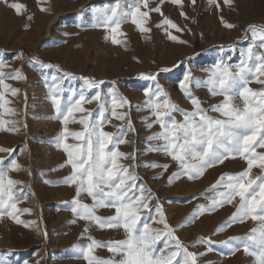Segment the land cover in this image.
Here are the masks:
<instances>
[{
    "label": "rangeland",
    "instance_id": "1",
    "mask_svg": "<svg viewBox=\"0 0 264 264\" xmlns=\"http://www.w3.org/2000/svg\"><path fill=\"white\" fill-rule=\"evenodd\" d=\"M112 2L113 0H45L43 4L40 0L0 2V61L7 65L3 72L7 76L18 70L26 77L5 80L12 88L19 89V92L15 96L7 95L10 101L8 107L15 110V115L3 114V109L0 108V119L15 121L14 125L10 123L8 127L14 126L19 130L0 131V148L13 150L11 156L8 152L0 151V159L7 165L14 158L21 165L19 171H9L8 175L20 181L17 187L23 189L20 192L22 199L17 207L31 210L19 214L22 221L29 223L27 227L17 224L8 216L0 219V264H87L83 253L74 248V245L86 246L90 243L89 236L102 244L125 238L122 229H100L79 220L71 223L75 219L70 210L75 189L62 182L71 174V168L66 165V153L56 144V137L63 130V124L56 118L55 105L48 89L51 76H62L63 72L72 73L75 78H64L62 104L73 90L79 92L87 88L80 77H94L97 81H103L99 89H87L86 95L90 97L100 91L109 100L107 107H110V97L106 94L113 88L130 102V106L117 109V112L128 113L126 119L121 121L111 118V123L106 124L104 130L117 133L119 126L131 123L134 130L127 132V143L120 144L119 150L134 154L135 160H123L122 163L138 165L134 170L141 177L140 182L151 190L152 203L159 202L163 205L167 222L176 229V235L185 245H195L189 247L190 251L205 253L199 256L198 264H256V258L246 254L242 247L233 253L222 243L232 237L246 236L256 226L255 222L247 220L233 223L217 234L219 226L235 212L234 205L205 212L193 222L181 226L198 205H210V198L215 193L208 189L222 174L239 173L247 164L241 157L229 158L222 164L207 169L201 178L188 180L184 177L169 184L168 177L177 171V165L163 152L149 151L150 146H158L162 141L148 139L160 131V128L158 124L152 128L147 127V123L151 121H146L145 118L151 114L144 108L147 99L145 91L154 87V82L144 79L142 74H155L157 82L170 94L171 100L180 109L191 111V102L179 87L184 76L190 70L193 77L206 80V70L221 58L230 56L229 63H238L239 53L249 43L245 39L246 29L250 24L264 25V10L258 16L257 3L251 0L253 14L245 21L241 15L228 18L226 12L229 6L223 0H220L219 8L211 5L209 0H206V5L204 0H196L195 5L190 0H184V6H187L184 11L182 9L187 14L185 19L181 11L176 13L175 8L165 0L162 5L164 16L184 29L183 32H173L180 39L188 41L187 44L171 41L163 29L156 26L163 19L158 14L159 22L152 25L153 29L148 34L139 32L130 22L122 25V31L126 33V44L115 45L106 39L107 32L104 29L92 27L93 9L108 6ZM150 2L152 7L160 4V0ZM202 2L204 8H199ZM11 3H22L27 6V11L18 15L8 6ZM41 7H47L49 11H41ZM29 15L32 16L31 19L28 18ZM225 22L235 27L227 28ZM172 46L181 53L173 60H167L164 53L169 52ZM33 58L58 65L61 71L58 72L56 67H40L34 64ZM163 69L170 71H162ZM250 87L258 89L260 85L253 82ZM193 93L201 100L205 109H210L223 99L221 96L213 97L202 86L194 87ZM237 103L240 101L237 100ZM84 107L92 111L94 116L99 111L96 101L85 104ZM209 114L218 115L214 112ZM174 115L177 120L183 119L179 112ZM68 127L71 131H80L82 128L79 123H70ZM68 142L76 143L71 138ZM153 163L168 164L170 167L167 172L161 167H145L146 164ZM258 174L260 169H253V175ZM85 202L91 203V200L85 198ZM98 214L110 216L113 210L100 209ZM151 216L158 220L155 211ZM86 226L89 231L84 234ZM153 227L162 226L156 223ZM201 238L214 241L210 251L207 243H198ZM94 255L101 258L112 256L106 247L94 249Z\"/></svg>",
    "mask_w": 264,
    "mask_h": 264
},
{
    "label": "snow or ice",
    "instance_id": "2",
    "mask_svg": "<svg viewBox=\"0 0 264 264\" xmlns=\"http://www.w3.org/2000/svg\"><path fill=\"white\" fill-rule=\"evenodd\" d=\"M0 2L7 3V0ZM40 2L43 4L45 0ZM170 2L181 10L184 7V0ZM163 3L165 0H160L159 5L152 7L150 0H113L108 6L93 9L92 27L104 29L106 39L115 45H122L126 44L122 25L130 22L139 32L148 34L152 31L148 26L151 13L155 12L163 17L156 26L163 29L171 41L187 44L188 41L174 34L173 30L183 32L184 29L164 16ZM190 3L195 5L196 0H190ZM209 3L220 7V0H209ZM223 3L231 7L233 0H223ZM8 6L18 15L27 11V6L22 3ZM40 10L49 11L47 7ZM181 15L187 19L185 12L181 11ZM225 27L233 28L235 25L225 22ZM246 33L245 39L249 43L239 53L238 63H229L230 56L221 58L206 70V80L193 77L190 70L184 76L179 87L191 102V111L180 109L152 73L142 74L144 79L154 82V87L145 91L147 99L144 108L151 114L145 118L151 121L147 127L158 124L160 128L148 139L162 141L158 146H150L149 151L163 152L177 165V171L168 177L169 184L184 177L188 180L201 178L207 169L229 158L241 157L246 161L247 167L243 171L222 174L208 189L215 193L210 198V205H198L181 226L193 222L205 212L234 205L235 212L219 226L217 234L233 223L255 222L256 226L246 236L232 237L222 243L233 253L242 247L246 254L256 258V264H264V151H257L264 149V25L250 24ZM229 48L231 50V46ZM33 62L43 68L56 67L58 72L61 71L58 65L45 63L39 58H33ZM5 67L7 65L0 61V108L3 114L15 115V110L8 107L10 101L7 95L15 96L19 89L12 88L5 80L26 77L18 70L6 76L3 72ZM66 77L75 78L69 72H63L62 76H51L48 89L55 105L56 118L63 124L56 144L66 153V165L71 168V174L62 182L75 189L70 202L75 219L71 223L84 221L86 225H95L100 229H122L125 234L123 240L107 244L89 236L90 243L86 246L73 247L83 253L87 264H198L199 256L205 253L190 251L189 247L195 245H185L176 235V229L167 222L163 205L159 202L153 204L151 190L140 182L141 177L134 170L138 165L122 163L123 160H135L134 154L119 150L120 144L127 143V132L134 130L131 123L119 126L117 133L104 130L105 125L111 123V118L126 119L128 113L117 112V109L130 106V102L113 88L106 94L110 97V107H107L109 100L100 91L90 97L86 95L87 89H99L103 81H97L94 77H80L87 88L79 92L73 90L62 104V93L65 91L62 85ZM253 82L260 87H250ZM201 86L206 87L213 97L221 96L223 99L210 109L203 108L201 100L193 93L194 87ZM93 101L99 105L95 116L84 107ZM177 112L183 116L182 120L175 118L174 113ZM210 112L218 115H210ZM10 123L14 125L16 122L0 119V131L19 130L14 126L8 127ZM70 123H79L81 130L71 131L68 127ZM69 138L76 143H69ZM0 151L8 152L11 156L13 150L0 148ZM145 167H161L167 172L170 165L153 163ZM20 169L21 165L14 158L7 165L0 159V219L8 216L17 224L27 227L29 223L22 221L19 214L31 210L17 207L22 199L20 192L23 189L17 187L21 182L8 175L9 171ZM253 169H260V174L253 175ZM85 198L90 199L91 203L85 202ZM156 199L158 201L159 198ZM100 209H112L113 214L101 216L98 214ZM153 211L158 214V220L152 218ZM156 223L162 227H153ZM88 231L86 226L84 234ZM198 243H207L210 251L214 241L201 238ZM100 247H106L112 256L101 258L94 255V249Z\"/></svg>",
    "mask_w": 264,
    "mask_h": 264
},
{
    "label": "bare ground",
    "instance_id": "3",
    "mask_svg": "<svg viewBox=\"0 0 264 264\" xmlns=\"http://www.w3.org/2000/svg\"><path fill=\"white\" fill-rule=\"evenodd\" d=\"M205 1V5H206V0ZM256 1L257 3V15L261 16L263 14V10H264V0H253ZM58 2V1H57ZM185 2H188V0H185ZM208 3V2H207ZM55 4V3H54ZM167 4L170 5L171 7L175 8L176 13H179L180 11H182L180 9L179 6L177 5H173L170 1L167 0ZM187 4V3H186ZM203 4V5H202ZM209 4V3H208ZM207 4V5H208ZM250 4H251V0H233V4L231 7L228 8L226 15L228 18H232L233 15H235L236 17H238L239 15L243 16L245 21H248L251 18V15L253 14V10L252 8H250ZM204 8V3L202 2L199 6V8ZM239 7V8H237ZM187 9V6L183 7V11ZM50 20V19H49ZM44 21V20H43ZM159 22V15L155 12L151 13V20L149 21L148 26L153 29L152 25L156 24ZM159 24V23H158ZM132 25V24H131ZM133 28V27H132ZM132 28L130 31H132ZM134 29V28H133ZM194 31V30H193ZM135 32V31H134ZM231 32V31H230ZM135 34V33H134ZM222 35V34H221ZM228 35V34H227ZM147 36V35H146ZM149 37V36H148ZM135 38V37H134ZM181 51L180 50H176L174 49V47L172 46V48H170L169 52L164 53L165 57L167 60H173V58H175L176 56H178V54H180ZM164 56V55H163Z\"/></svg>",
    "mask_w": 264,
    "mask_h": 264
}]
</instances>
